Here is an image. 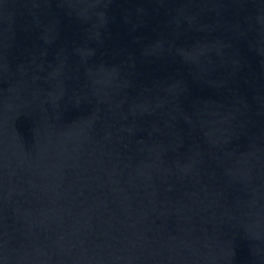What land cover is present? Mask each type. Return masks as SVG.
I'll list each match as a JSON object with an SVG mask.
<instances>
[{"label":"water","instance_id":"water-1","mask_svg":"<svg viewBox=\"0 0 264 264\" xmlns=\"http://www.w3.org/2000/svg\"><path fill=\"white\" fill-rule=\"evenodd\" d=\"M0 264H264V0H0Z\"/></svg>","mask_w":264,"mask_h":264}]
</instances>
